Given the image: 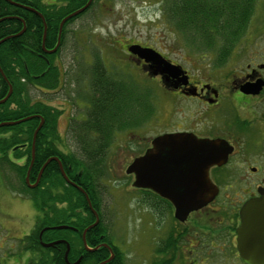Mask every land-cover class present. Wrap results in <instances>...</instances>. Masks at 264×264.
Instances as JSON below:
<instances>
[{
    "label": "flooded vegetation",
    "instance_id": "af4514ba",
    "mask_svg": "<svg viewBox=\"0 0 264 264\" xmlns=\"http://www.w3.org/2000/svg\"><path fill=\"white\" fill-rule=\"evenodd\" d=\"M97 1L92 0L86 10L65 21L59 32L61 21L82 6L68 12L73 7L71 0H36V4L43 7V11H37L42 17V12L52 13L48 15L50 22L54 21L53 14H64L58 22L55 41L53 36L48 38L47 46L54 42L52 48L45 46L44 38L43 44L42 40L40 43L41 51L36 54V57L43 60L47 66L49 65L47 57H54L52 69L58 71V87L47 90L38 86L35 90L39 93L37 98L39 103L51 108L52 112H59L57 126L60 116H63V109L46 102L51 93L56 96L61 92H64L65 96L70 93L73 97L65 100L69 107L77 109L74 116L69 113L66 116V127L71 121L79 123L87 118L90 104L84 93H87L88 83L86 79H79L78 76L87 65L92 64L93 59L87 65L84 64L85 67L74 65L72 72L68 74L64 72L63 61L58 59V55L68 43V33L71 32H68V26L83 18ZM43 20L44 24L42 20L41 22L44 31V17ZM117 45L120 46V43ZM133 45L155 49L137 43L123 45L125 58L130 67L150 84L145 93H142L147 96L149 103V107L146 104L148 107L146 113L140 117L142 119L140 125L144 122L141 126L145 125L144 128L142 127L145 133L139 136V142H136L133 150L131 149L132 155L124 165L125 168L120 169L122 175L125 174L126 182H129L127 188L140 196L138 203L144 204L148 214L149 234L146 240L148 257L140 264H213L212 258L217 256L232 258L234 264H245L239 258L236 243V229L240 225L239 213L245 203L264 197V47L257 48L241 41L226 43L225 45L233 46L229 52L222 51L214 53L213 56L183 59V63L191 65L192 69L155 50L171 65L179 67L180 74L171 77L166 73L155 75L153 73L155 69L151 64L128 53L127 48ZM54 47H56L54 53H47ZM73 60L77 62L78 58ZM69 75L74 78L71 86L74 91L67 93L63 88L65 77ZM132 75L126 73L125 76L132 77ZM153 89L165 95V99L157 107L153 105ZM139 108L143 110V106ZM150 124H153V129L148 128ZM138 129L139 127L135 126L130 130ZM147 130L151 136H147ZM124 133L125 131L116 132L114 141ZM129 133L131 137L137 134ZM171 134L191 137L195 145V156L200 155L201 148H204V155L210 157L212 155L210 146L213 144L215 146L213 155L221 160L217 164H207L206 167L195 160L192 166L189 164L191 169L185 174L173 175L167 181L160 180L162 185L166 182L170 190L177 192L197 190L199 184L200 187L203 184L209 190L216 189V195L210 202L197 210L190 211L182 221L174 217V206L168 199L155 193L151 186L146 189L133 187L134 175L126 173L127 167L134 159L153 149L154 139ZM42 173L43 170L38 184ZM200 175L206 179H201ZM91 208L92 210L88 208V212L93 215L94 221L97 217L98 223L101 222L98 215L101 212L95 210L93 205ZM84 216H87V212ZM106 223L102 219L100 230L90 233L89 240L92 243L85 242L86 249L82 241L84 253L105 252L107 258L100 262L101 264H122V251L112 242V235L109 233L111 226L107 229L103 227ZM45 229L39 233V236L46 231ZM87 231L84 234V241L87 240ZM56 242H60L57 245L66 246L64 254L71 249L70 242L66 238L52 239L43 244H52L53 246L49 248H55ZM19 253H23L21 249ZM15 257H18V254ZM80 259H77L78 263ZM11 264L15 262L12 260Z\"/></svg>",
    "mask_w": 264,
    "mask_h": 264
},
{
    "label": "trees",
    "instance_id": "16d2710c",
    "mask_svg": "<svg viewBox=\"0 0 264 264\" xmlns=\"http://www.w3.org/2000/svg\"><path fill=\"white\" fill-rule=\"evenodd\" d=\"M9 1L36 12L43 11L36 0ZM87 1L71 0L73 7H69L71 10L68 12L85 5ZM253 1L162 0V10L171 27L181 33H190V49L206 50L218 39L229 43L237 41L253 14ZM42 13L46 25L45 46L52 48L54 42L47 46L48 38L53 36L55 41L58 22L64 14H53L54 21L50 22L48 15L52 13ZM0 20V40L11 37L0 44V69L7 80L5 82L0 76V101L7 95L9 85L12 90L9 98L0 104V124L33 117L17 125L0 127V163H6L17 172L23 186L20 192L29 197L37 214H34L30 231L18 240L21 251L28 255L25 262L70 264L81 258L77 264H101L107 258L106 253H84L81 234L95 222L93 215L88 212V208L92 210L91 205L101 212L98 214L101 222L98 223L96 217L97 224L87 231L85 242L89 241L91 244L90 233L102 227L105 215L101 211L102 199L98 188L105 176V154L113 143L116 132L140 126L142 119L134 125L132 118L142 111L139 107L145 103V96L139 92L136 83L126 81L115 69L109 70L98 57L78 76L88 83L87 93L84 94L90 104L87 118L79 123L71 121L61 137L57 128L59 112H52L51 108L39 103L38 99L33 101L29 96L30 91L36 92L35 87L54 90L59 84L58 71L52 69L54 57H47L48 66L36 57L41 51L43 37L40 18L22 7L0 0ZM184 30L187 31L183 32ZM19 33L20 35L15 36ZM215 47L209 50L220 53L233 48L225 43L221 47ZM39 118L43 119V125L35 137L33 162L28 174L29 185L36 182L40 168H44L39 184L29 188L25 178L31 162L32 137ZM9 157L20 161L25 159L24 164L17 165L11 159L9 162ZM48 160L50 161L47 162ZM58 163L66 178L75 186L62 177ZM86 212L87 216H84ZM107 225L108 223L105 228ZM60 226L67 227L53 229ZM44 228L46 231L39 236ZM58 238L69 240L71 249L67 254H64L66 246L57 245L60 242H56L55 248L41 246L46 241ZM84 247L86 249V243Z\"/></svg>",
    "mask_w": 264,
    "mask_h": 264
},
{
    "label": "rangeland",
    "instance_id": "374dc122",
    "mask_svg": "<svg viewBox=\"0 0 264 264\" xmlns=\"http://www.w3.org/2000/svg\"><path fill=\"white\" fill-rule=\"evenodd\" d=\"M162 7V0H98L83 18L74 21L67 28L68 32L71 31L68 33V43L58 55V59L63 61L64 72L69 74L74 65L85 67L91 59L95 60L99 57L109 70L115 69L119 76L136 83L142 94L150 84L143 80L137 71L128 64V60L125 58L124 44H143L161 52L169 59L183 63V59L213 56L218 51L209 49L229 43L220 42L221 40L218 39L206 50L190 49L192 47L189 45L190 33H181L171 27ZM252 8L253 14L245 24L246 26L237 41L250 43L257 48L264 47V0H254ZM185 31L187 30L183 32ZM187 35L188 37H186ZM117 43H120V46ZM200 46L202 45H196V47ZM73 58H78V61L75 62ZM183 65L192 69L191 65L185 63ZM126 73L133 75L127 77ZM72 79L74 78L70 75L65 77L63 89L67 93L74 91L71 87ZM152 94L153 105L157 107L165 99V95L157 89H153ZM57 95L51 93L46 102L56 108L63 109V116H60L57 126L60 136L63 137L66 116L68 113L74 116L77 109H72L65 101L72 96L70 93L68 96H65L64 92ZM29 96L33 101H36L39 93L30 91ZM41 97L44 96L41 95ZM144 100L143 110L132 118L134 125L140 122L141 115L146 113V109L149 107L147 96L144 97ZM141 125L136 131L126 130L118 137V140L111 144L106 157L105 176L101 181L103 185L99 184L98 188L102 199V211L105 215L103 219L108 223L106 228L111 225L112 231L110 229L109 233L112 235V242L122 251V264H140L148 257L146 247L149 234L148 214L144 204L138 203L140 196L127 188L129 182H126L125 174L122 175L120 172L121 167L125 168L124 165L132 155L131 149L133 150L136 142H139V136L145 133L143 131L145 125ZM152 125H148V128L153 129ZM129 132L137 134L135 137H131ZM147 133V136H151L149 130ZM10 159L17 165H23L25 160H14L9 157V162H11ZM22 187L17 172L10 169L6 163H0V264H11L12 260L15 264L17 262L18 264H27L25 261L28 255L24 252L19 253L18 240L30 231L35 218V210L29 197L20 192ZM17 254L18 257H15ZM212 262L213 264H229V262L234 264L232 258L218 256L212 258Z\"/></svg>",
    "mask_w": 264,
    "mask_h": 264
},
{
    "label": "water",
    "instance_id": "95a60500",
    "mask_svg": "<svg viewBox=\"0 0 264 264\" xmlns=\"http://www.w3.org/2000/svg\"><path fill=\"white\" fill-rule=\"evenodd\" d=\"M5 1H7L13 6L22 7L25 10L36 14L39 18H41L44 24L43 17L34 9L11 2L9 0ZM91 2L92 0H88L83 7L64 18L59 25V32L65 21H67L71 17L76 16L77 14L82 13L89 7ZM20 33L15 36L20 35ZM45 33L46 28L44 25L42 44L44 42ZM9 38L11 37H7L0 40V44ZM55 50L56 47H54L51 51H48L47 53H54ZM127 52L143 60L145 63L151 64L152 67L155 69L153 72L155 75H164L166 73L171 77H175L180 74L179 67L171 65L153 49L141 48L138 45H133L127 48ZM0 76L5 82H7L6 77L2 73L1 69ZM8 87V93L5 98L0 101V104H3L11 94V86L9 85ZM30 119H33V117H28L15 122L2 123L0 124V127L17 125ZM42 125L43 119L39 118V124L36 130L34 131L32 137L31 162L25 178V183L29 188H34L37 185L41 172L44 168L42 167L41 171L39 172L36 182L33 185H29L28 174L33 162L35 137L37 135V132L41 129ZM152 146L153 149L147 150L144 155L134 159L133 162L127 167L126 173L134 175V182L132 184L133 187L139 189H146L151 186L155 193H157L163 198L168 199L173 204L174 217L180 221H182L190 211H194L205 206L214 198L217 192L216 189L213 188L209 190L203 184L201 185V187L199 184V188L194 191L185 190L177 192L174 190H170L166 186V182H164L163 185L160 182V180L162 179H164V181H167V179L172 177L173 175L180 176L185 174L188 170L191 169L189 167V164H191L192 166V163H194L195 160L204 164L205 167L207 164L219 163L221 161L219 160V157H215L213 155L215 148L213 144L210 146L212 152V155L210 157H206L204 155V148H201L200 155L195 156V145L193 139H191V137H187L181 134H171L157 137L152 141ZM49 161L50 160H48L47 162ZM58 165L61 175L66 180V182H68L72 186H75L64 175L60 163H58ZM200 178L203 180L206 179L201 175ZM85 198L88 205L90 206L89 200L86 196ZM239 214L240 225L236 229V243L239 258L245 264H264V197L254 199L245 203L242 206ZM96 224L97 220L89 228L95 226ZM53 229L60 230L66 229V227L60 226ZM84 234L85 231L82 234V241L85 246ZM43 246L50 247L52 246V244ZM77 263L78 260L74 264Z\"/></svg>",
    "mask_w": 264,
    "mask_h": 264
}]
</instances>
